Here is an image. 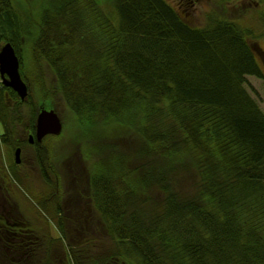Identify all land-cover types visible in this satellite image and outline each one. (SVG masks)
<instances>
[{
  "label": "trees",
  "instance_id": "1",
  "mask_svg": "<svg viewBox=\"0 0 264 264\" xmlns=\"http://www.w3.org/2000/svg\"><path fill=\"white\" fill-rule=\"evenodd\" d=\"M226 1L192 27L165 0H45L35 19L0 0V46L14 47L28 90L22 102L0 84V159L32 150L44 184L33 198L61 235L29 228L0 184V220L19 217L24 232L0 236V264H264V112L246 87L264 71ZM57 100L92 147L102 129L141 142L130 166L111 150L90 164L88 201L110 243L100 253L66 244L53 136L27 140ZM18 168L12 183L30 190Z\"/></svg>",
  "mask_w": 264,
  "mask_h": 264
},
{
  "label": "rangeland",
  "instance_id": "2",
  "mask_svg": "<svg viewBox=\"0 0 264 264\" xmlns=\"http://www.w3.org/2000/svg\"><path fill=\"white\" fill-rule=\"evenodd\" d=\"M18 1L22 5L26 3L25 12L33 19L37 17L45 2V0ZM165 1L177 10L180 16H184V20L192 27H201L204 24L203 14L208 10L220 13L214 9L217 2L220 3L219 0H185L183 3H181L183 0ZM39 2H42V6L38 4ZM224 4V6H220L226 7L227 14L237 17L235 22H238L239 27L242 30H250L257 37V39L249 40V43L253 46L255 54H257V61L264 71V20L261 18L262 14H264V3L262 0H228ZM185 9H189V11H185ZM246 81V87L250 95L257 101L260 109L264 112V80L247 77ZM52 105L51 108L60 119L63 131L59 136L45 137V140L46 143L50 142L55 148L53 155L54 166L63 183L62 209L66 213V223L73 233V238L70 240L68 236L66 244L76 249L81 247L86 241H89L98 248L93 250V253H100L110 243L106 239L101 220L88 201L87 182L90 175V164L97 160L99 154L100 156H106L112 151L122 163L130 166L133 154L141 148V142L135 135L124 132L119 128L115 130L102 129L96 130L95 134H93L96 135L98 133L96 146H100L98 149L94 148L85 142L86 134L77 135L79 128L76 125L72 126L75 123V118L62 104V101L57 100ZM21 159L23 162L22 167L18 168L17 172L25 176L30 190H27L22 185L18 186L16 183V185L12 183L13 181L7 172V167L13 157L4 148L1 149L0 177L1 179L5 178L9 182L6 185L7 190L15 201V207L17 206L29 223V228L39 233L49 232L50 236L57 239L61 235L55 227L54 221L44 216L33 198L34 195L44 193V184L35 167L32 150L26 149Z\"/></svg>",
  "mask_w": 264,
  "mask_h": 264
},
{
  "label": "water",
  "instance_id": "3",
  "mask_svg": "<svg viewBox=\"0 0 264 264\" xmlns=\"http://www.w3.org/2000/svg\"><path fill=\"white\" fill-rule=\"evenodd\" d=\"M0 84L11 89L24 102L28 95L27 86L22 81L19 74V60L15 55L14 49L9 43L3 45L0 49ZM62 132V124L53 109L40 110L35 119L34 137H28L29 145L34 142L41 144L47 136H59ZM20 149L14 151V162L20 164Z\"/></svg>",
  "mask_w": 264,
  "mask_h": 264
},
{
  "label": "flooded vegetation",
  "instance_id": "4",
  "mask_svg": "<svg viewBox=\"0 0 264 264\" xmlns=\"http://www.w3.org/2000/svg\"><path fill=\"white\" fill-rule=\"evenodd\" d=\"M21 158H22V155L20 157V164H18L20 167H22V163H23L21 162L22 160ZM0 184L8 185L9 182L6 181L5 178L1 179L0 177ZM20 221L21 220L19 219V217H13L10 219V221H8L6 218L0 220V224L2 225V228H3V230L0 231V236L2 238H12V239L19 240V237H22L24 234L23 229L20 226V223H21Z\"/></svg>",
  "mask_w": 264,
  "mask_h": 264
},
{
  "label": "bare ground",
  "instance_id": "5",
  "mask_svg": "<svg viewBox=\"0 0 264 264\" xmlns=\"http://www.w3.org/2000/svg\"><path fill=\"white\" fill-rule=\"evenodd\" d=\"M8 43V42H7ZM6 43H4V44H2L1 46H0V49H1V47L3 46V45H5ZM10 44V43H9ZM11 45V44H10ZM12 46V45H11ZM12 48L14 49V47L12 46ZM14 52H15V50H14ZM15 55H16V52H15ZM16 57H17V55H16ZM18 58V57H17ZM18 60H19V67H20V59L18 58ZM20 74V73H19ZM21 77V76H20ZM262 80V79H261ZM23 81V80H22ZM26 85V84H25Z\"/></svg>",
  "mask_w": 264,
  "mask_h": 264
}]
</instances>
